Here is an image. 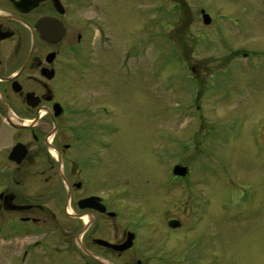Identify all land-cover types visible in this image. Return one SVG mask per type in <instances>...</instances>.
Wrapping results in <instances>:
<instances>
[{
	"label": "rangeland",
	"instance_id": "rangeland-1",
	"mask_svg": "<svg viewBox=\"0 0 264 264\" xmlns=\"http://www.w3.org/2000/svg\"><path fill=\"white\" fill-rule=\"evenodd\" d=\"M93 2L104 34L94 31L89 66L104 68L109 112L99 173L111 197L121 192L125 226L163 235L170 217L197 222L187 242L170 234L172 257H187L180 264H264V0ZM85 94L79 107L89 106ZM0 137L5 158L14 139L7 127ZM177 164L189 167V186L170 190ZM6 173L0 165V179Z\"/></svg>",
	"mask_w": 264,
	"mask_h": 264
},
{
	"label": "flooded vegetation",
	"instance_id": "flooded-vegetation-1",
	"mask_svg": "<svg viewBox=\"0 0 264 264\" xmlns=\"http://www.w3.org/2000/svg\"><path fill=\"white\" fill-rule=\"evenodd\" d=\"M93 4L0 0V129L7 127L14 139L0 157L2 169L8 168V183L0 179V212L8 215L0 248L7 243L8 264L188 262L172 257L170 234L183 233L187 242L198 223L170 217L163 235L126 227L121 192L111 197L106 174L99 173L108 163L109 112L104 68L91 72L89 66L94 31L102 33ZM83 90L89 106L79 107ZM190 174L166 182L167 188L172 182L189 186ZM208 203L202 215L209 214ZM184 209L192 215L193 206ZM172 221L180 226L169 227Z\"/></svg>",
	"mask_w": 264,
	"mask_h": 264
},
{
	"label": "water",
	"instance_id": "water-1",
	"mask_svg": "<svg viewBox=\"0 0 264 264\" xmlns=\"http://www.w3.org/2000/svg\"><path fill=\"white\" fill-rule=\"evenodd\" d=\"M202 14H203L204 23L206 25H209L211 23V21H212L210 15L206 14L205 11H203ZM14 153H18V150L16 149L14 151ZM187 172H188V168L187 167L176 166L175 169H174V174L178 175V176H185L187 174ZM170 226L172 228H177V227L180 226V223L175 221V222L170 223ZM131 243H132V239H130L128 241V243L124 246V249H127L128 247H130Z\"/></svg>",
	"mask_w": 264,
	"mask_h": 264
}]
</instances>
